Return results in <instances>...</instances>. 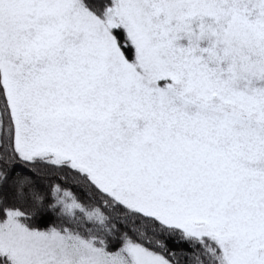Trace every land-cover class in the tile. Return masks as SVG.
<instances>
[{"label": "snow or ice", "instance_id": "1", "mask_svg": "<svg viewBox=\"0 0 264 264\" xmlns=\"http://www.w3.org/2000/svg\"><path fill=\"white\" fill-rule=\"evenodd\" d=\"M0 264H264V0H0Z\"/></svg>", "mask_w": 264, "mask_h": 264}]
</instances>
